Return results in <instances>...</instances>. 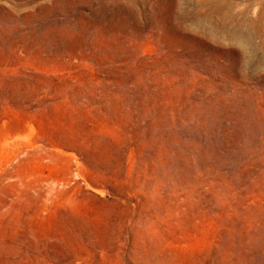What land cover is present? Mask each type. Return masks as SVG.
Instances as JSON below:
<instances>
[{
  "label": "rangeland",
  "instance_id": "1",
  "mask_svg": "<svg viewBox=\"0 0 264 264\" xmlns=\"http://www.w3.org/2000/svg\"><path fill=\"white\" fill-rule=\"evenodd\" d=\"M0 264H264V0H0Z\"/></svg>",
  "mask_w": 264,
  "mask_h": 264
}]
</instances>
